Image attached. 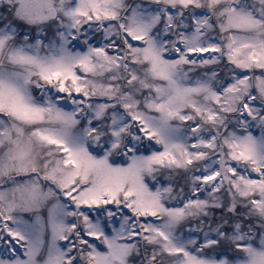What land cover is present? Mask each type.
Listing matches in <instances>:
<instances>
[{
	"label": "snow or ice",
	"instance_id": "1",
	"mask_svg": "<svg viewBox=\"0 0 264 264\" xmlns=\"http://www.w3.org/2000/svg\"><path fill=\"white\" fill-rule=\"evenodd\" d=\"M0 264H264V0H0Z\"/></svg>",
	"mask_w": 264,
	"mask_h": 264
}]
</instances>
